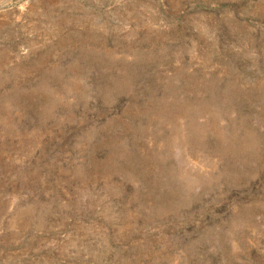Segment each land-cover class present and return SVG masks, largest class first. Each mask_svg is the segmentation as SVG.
Returning a JSON list of instances; mask_svg holds the SVG:
<instances>
[{"label":"rangeland","instance_id":"1","mask_svg":"<svg viewBox=\"0 0 264 264\" xmlns=\"http://www.w3.org/2000/svg\"><path fill=\"white\" fill-rule=\"evenodd\" d=\"M0 264H264V0H0Z\"/></svg>","mask_w":264,"mask_h":264},{"label":"trees","instance_id":"2","mask_svg":"<svg viewBox=\"0 0 264 264\" xmlns=\"http://www.w3.org/2000/svg\"><path fill=\"white\" fill-rule=\"evenodd\" d=\"M162 93H163V92H160L159 95H161ZM150 96H151V97H150ZM159 97H161V96L152 97V95L150 94L149 97H148L147 99H150V100H152V101H157V99H158ZM145 122H149V121H148V117H147V115H144V114H143V117H142L140 120H138V123L134 121V124H138V127H142V126L145 124ZM134 126H135V125H134ZM103 132H105V134H104ZM116 134H117V133H116L115 130H111V129L108 128L106 131H103V129H101V130L99 131L98 135H97V139H98V140H100V139L102 140V139H103L102 136H104V137H106L105 139L113 140V139H115ZM118 140H119V139H118ZM127 140H128L127 142H120V140H119V142H117L116 140H114V141H113V143H114V148H115V149H118L119 151H123V150H125L126 153L129 154V151H132V147H131V145H130V144H131V143H130L131 138L129 137Z\"/></svg>","mask_w":264,"mask_h":264}]
</instances>
